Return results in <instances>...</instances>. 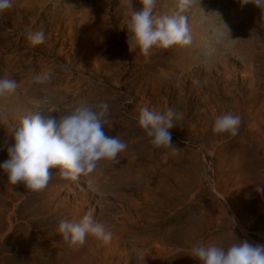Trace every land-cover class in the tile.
Wrapping results in <instances>:
<instances>
[{
	"label": "rangeland",
	"instance_id": "obj_1",
	"mask_svg": "<svg viewBox=\"0 0 264 264\" xmlns=\"http://www.w3.org/2000/svg\"><path fill=\"white\" fill-rule=\"evenodd\" d=\"M158 0L156 11H176ZM139 10V0H134ZM122 0H12L0 13V78L15 93L0 97V164L11 133L34 111L63 116L81 103L108 102L104 132L128 145L73 181L57 174L40 191L12 185L0 169V264H201L190 249L239 240L264 244V20L243 0H194L192 42L129 51ZM227 27H226V26ZM46 40L31 45L27 30ZM230 31V33H229ZM50 73L48 83L35 76ZM174 108L169 131L181 150L155 147L138 126L141 108ZM239 115L236 136L215 133V118ZM111 231L70 248L56 229L89 211ZM233 222H232V220Z\"/></svg>",
	"mask_w": 264,
	"mask_h": 264
},
{
	"label": "clouds",
	"instance_id": "obj_2",
	"mask_svg": "<svg viewBox=\"0 0 264 264\" xmlns=\"http://www.w3.org/2000/svg\"><path fill=\"white\" fill-rule=\"evenodd\" d=\"M157 2L139 0L141 8L136 10L133 7L134 0H122L128 17L126 28L130 52L133 51V43L142 55L148 56L153 47L166 50L192 42L185 13L194 0H177L176 11L170 13L156 11ZM248 3L260 10L261 19L264 20V0H243V4ZM11 6L12 0H0V13ZM26 37L33 46L43 44L46 40L43 29H29ZM34 79L39 84L48 83L51 74H38ZM18 87L15 79L0 78V97L15 93ZM108 112L109 104L104 101L94 106L81 103L59 118L41 111L25 115L11 133L14 144L8 147L9 159L0 164V169L7 174L10 184L23 183L28 190L40 191L48 186L53 177L50 168L59 167L57 175L60 178L75 181L81 175L92 173L102 159L117 161L118 154L125 151L128 145L119 136L105 134L104 118ZM182 118L183 114L172 107L163 112L144 107L140 110L138 126L151 138L153 146L171 148L176 154L181 149L172 143L169 130L176 125V120ZM241 119L232 113L219 115L215 118L213 132L236 136ZM255 191L264 193V185H256ZM56 231L70 248L82 246L88 234L104 243L112 239L111 231L106 230L102 222L93 220L92 210L79 222L61 219ZM190 252L201 264H264V244L236 237L227 246L198 243ZM133 260L135 264H146L145 256L139 251L134 252Z\"/></svg>",
	"mask_w": 264,
	"mask_h": 264
}]
</instances>
